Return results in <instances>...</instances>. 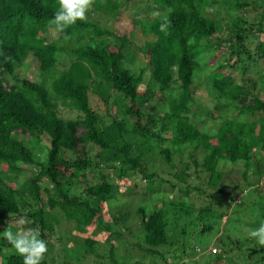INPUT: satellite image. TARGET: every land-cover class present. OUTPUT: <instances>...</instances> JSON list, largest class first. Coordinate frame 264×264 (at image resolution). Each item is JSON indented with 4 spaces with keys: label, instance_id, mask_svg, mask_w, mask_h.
I'll list each match as a JSON object with an SVG mask.
<instances>
[{
    "label": "trees",
    "instance_id": "1",
    "mask_svg": "<svg viewBox=\"0 0 264 264\" xmlns=\"http://www.w3.org/2000/svg\"><path fill=\"white\" fill-rule=\"evenodd\" d=\"M253 1L228 3L230 8L239 10L251 7ZM219 2L144 0L143 11L126 20L131 25L127 29L119 26L121 35L85 19L58 31L60 37L48 41L49 29L55 28L49 21L59 8L58 0H0V233L6 229L13 231L7 217L24 215L39 224L40 237L45 240L44 230L53 232V223L59 222L57 214L61 212L79 229L93 225L102 233V237H85L77 244L83 256L106 255V262L104 258L102 262L97 259L98 264H166V210L177 209L181 215L187 214V203L159 199V206L148 216L145 206L138 204L134 211L118 210L117 215L108 212L109 220H105L102 204L116 196L118 185L108 180L99 163L111 165L120 179H130L132 172H141L146 181L143 197L161 190L147 163L158 156L171 162L172 151L180 153L190 145L204 149L203 166L213 188L223 176L217 168L220 160L241 161L249 169L254 159L258 169L261 158L257 155L264 154V99L256 88L260 85L259 89L264 90V82L260 77L251 84L249 80L238 82L233 73L225 71L236 67L240 76L251 69L258 75L262 71L254 65L264 60V39L260 38L251 52L247 36L264 33V6L260 19L250 23L240 14L228 15L223 20L215 9ZM120 5V0L93 3L96 12L102 9L103 14L119 23L125 20ZM154 10L160 15L154 16ZM165 19L170 23L162 32L159 25ZM138 35L142 36L141 41ZM72 39L78 45L69 48ZM137 53L142 54L150 68L142 92L138 86L143 70L134 72L123 65L128 55L136 58ZM69 54L68 66L58 69L60 58ZM31 59L37 61L38 80L15 75ZM202 74L207 75L215 93L214 110L235 113L233 118L209 114L214 120L223 118L212 133L205 124L203 130L198 128L199 120H194L196 112L192 111V105L198 110L194 83ZM91 96L103 102V113L93 108ZM155 97L162 100L163 112H157V104L151 103ZM110 103L130 117L122 120L112 116L110 121L105 120ZM59 107L76 109L77 114L62 117ZM164 132H171V136L164 137ZM42 141L46 142L44 155ZM65 152L77 157L72 160L66 155L67 158ZM88 155L97 159L94 165ZM88 171L99 175L98 182L83 194L71 195V179L84 180ZM27 172L31 174L25 177ZM5 173L13 178L6 181ZM19 175L25 179L21 184L17 182ZM185 176L182 172L178 178L184 181ZM43 178L50 188L41 183ZM41 190L46 201L40 196ZM45 205L49 210H45ZM205 209L209 210V206ZM125 216H138L141 223V239L129 247L125 240L116 237H121ZM65 235L60 236L61 246L70 249L63 240L73 236ZM69 254L70 260L77 258ZM142 254L148 257L142 258ZM154 254L161 255L162 263L150 259ZM254 256L257 259L245 264H264V247L250 248L248 257ZM2 258V264H23V257L16 252H7ZM213 258L211 264H220L223 256L218 253ZM41 264L48 262L43 259Z\"/></svg>",
    "mask_w": 264,
    "mask_h": 264
},
{
    "label": "rangeland",
    "instance_id": "2",
    "mask_svg": "<svg viewBox=\"0 0 264 264\" xmlns=\"http://www.w3.org/2000/svg\"><path fill=\"white\" fill-rule=\"evenodd\" d=\"M143 1L144 0H120V4H122L120 5L121 15L125 16V20L121 23H119L116 18L103 14L102 9L100 10L101 12H96L93 6L87 12L86 19L96 22L103 28L117 31V34L121 35L119 26L124 25L127 29L128 26L131 25L130 23H127L126 20L130 21L134 16V13H138L140 10L143 11ZM230 1L231 0H228L227 3H224L220 0L219 3L215 4V9L220 13L219 15L223 17V20L228 19V15L236 14L243 15L247 22L250 23L257 22L260 19L259 15L261 14V11H263L262 7L264 6V0H254L251 3V7H244L239 10L230 8V3H228ZM101 2L105 3L106 0H101ZM154 12L156 11L154 10ZM149 13H153V11H149ZM213 13H211V15H213ZM257 36L258 37L255 35L253 37L251 35L247 36L251 52L255 51L259 39H264V33L257 34ZM59 37V32L55 28L49 29L48 41L56 40ZM137 39L141 41L142 36L138 35ZM77 45L78 43L75 39L68 42L69 48H74ZM141 55V53H137L136 58H131L130 55H128L123 61V65L131 67L134 72L143 70L142 81L138 86L139 92H142L144 89V84L148 81L150 75V68L146 67L145 60L141 58ZM69 62L70 54L66 57L60 58L57 68H66ZM254 66H256V68L259 67L262 70L259 75L254 69H251L246 71L244 75L240 76V72L236 67H228L225 72L233 73L238 82L249 80L251 84L259 77L261 78L260 80L264 82V60ZM15 75L20 78L38 80L40 73L38 72L37 61L31 59L27 66L21 67L20 70H16ZM259 88H261L260 85ZM259 88H256V93L261 99H264V90ZM194 90L195 102L198 110L196 105H192V111L196 112L194 120H199L198 128L203 130L205 124L206 130L210 133L217 130L223 118H218L216 120L211 119V113L213 116L219 115L222 117L230 115L231 118L234 117L235 113H227L224 112V110L217 113V111L214 110L213 105L216 96L208 83L207 75L202 74L201 77L195 79ZM156 97H158V95ZM156 97L151 103L157 104V112H163L164 104L161 103L162 100L160 101ZM90 100L93 108H95L98 113H103V102L99 100V98L93 96H91ZM144 107L145 106H142V112L147 113ZM109 109L110 110L105 113L104 117L107 121H110L112 118L127 120L130 117L126 112L122 113L120 110L116 109V106L111 103ZM59 111L62 117H75L77 114L76 109L59 107ZM192 116L193 115H191V117ZM131 119L133 120V118ZM142 121H144V118ZM127 136L131 138L129 133H127ZM163 136L168 138L171 136V132H164ZM45 146L46 142L42 141L40 148L43 153L41 155H44L45 153ZM95 152H97V150H95ZM66 155L72 160L77 157L76 154L70 152H65L64 156L67 157ZM263 155L261 153L260 155H257L261 158L259 159L261 165L258 169H256L254 159L251 166H249V169H245V166L241 161L237 163H231L228 160L218 161L217 168L223 171V176L215 188H213L208 184V173L203 166L205 151L202 147H193L190 145L185 147L180 153L172 151L171 162H166L163 157L158 156L154 158L153 161L147 163L149 172L156 174L154 178L156 182L161 185V190L156 188L157 190H160L159 193L155 194V192H148L145 197H143L141 192L143 190L146 191V189H144L146 188V181L141 172H132L130 179H120L114 174L111 165H106V163L103 162L99 163L98 167L102 169V173L108 175V180L118 185V190L115 189L116 196L111 199L113 201L109 200L107 204H102L103 217L105 220H109V213L117 215L118 210L134 211L138 204L145 206L146 215L148 216L152 209H157L156 207L159 206V199H162L167 203L186 202L187 205L185 204V209L189 210V213L187 214L181 215V212L177 209L166 210L168 243L163 246L166 264H181L182 262H185V264H211L210 261L213 262L214 254L218 253L223 256V259L219 262L220 264H245L253 261L255 258L257 259V257L254 256L249 258V249L259 245L256 243L255 239L249 238L247 233L254 230L256 227H259L261 223H264ZM91 156L92 155H88L87 159L94 165V162H97V159ZM36 172L37 171L34 169L33 173ZM182 172L186 174L184 181H181L178 178ZM28 174H31V172H27V174L25 173V177ZM85 174L86 177L84 180H82V178L80 179V177H75L73 179L69 178L73 184L69 187L71 195L83 194L91 184L98 182L99 175L97 173L88 171ZM4 176L6 181L13 178L9 173H5ZM24 181V176L19 175L17 178L18 184H21ZM41 183L48 188L51 187L46 178H43ZM184 189H186V191ZM40 196L46 201L47 197L44 190L40 191ZM119 204L122 205L121 208H117L116 205ZM208 206L209 210L206 211L205 207ZM45 210H49L46 205ZM57 216L60 220L59 222L53 223V232L51 233L48 230H44L46 234L45 241L48 247L44 260H46L48 264H89V262L98 264L100 262H98L99 260L97 259H100L102 262L103 258L106 262V255H104L103 258H98V256H95L94 254L83 256L80 248L77 247V244H79L85 237L96 239V237L101 236L102 233H100L95 226H81L82 228L79 229L77 224L63 218L61 212H58ZM21 217H25L30 221L27 225L28 227L39 229L38 223H34L33 220L27 216L23 215ZM137 217L138 216H125V219L122 221V225L124 226H120L121 237L116 236L121 240H125V245L128 247L141 239V223L139 220L140 218ZM7 219V224L11 227L13 226L12 228L15 232V215H11L7 217ZM65 234L73 236V238L68 241L67 239L63 240L64 245L66 243L67 247L71 246L70 249L61 246L60 236H66ZM72 245L76 246L72 247ZM213 248L216 249L215 252L213 251ZM7 252L11 253L15 252V250L10 243L3 238V233H0V264H2L3 261V254H6ZM97 252H101V249H98ZM69 253L75 254L77 258L70 256L72 257V260H70L67 258V256L70 255ZM147 255L142 254V258L148 257ZM50 258L52 260H50ZM150 259L155 262H161V255H151Z\"/></svg>",
    "mask_w": 264,
    "mask_h": 264
},
{
    "label": "clouds",
    "instance_id": "3",
    "mask_svg": "<svg viewBox=\"0 0 264 264\" xmlns=\"http://www.w3.org/2000/svg\"><path fill=\"white\" fill-rule=\"evenodd\" d=\"M59 8L54 17L49 21L57 31H63L73 25L77 20H85L87 12L92 8L94 0H58ZM154 16L160 15L154 12ZM170 21L164 20L159 25L160 31H166ZM16 231L6 229L3 238L15 250L16 254L23 257V264H41L48 251L47 243L40 237L38 228L28 227L30 221L25 217L16 218ZM249 238L255 239L256 243L264 247V223L247 233Z\"/></svg>",
    "mask_w": 264,
    "mask_h": 264
},
{
    "label": "built area",
    "instance_id": "4",
    "mask_svg": "<svg viewBox=\"0 0 264 264\" xmlns=\"http://www.w3.org/2000/svg\"><path fill=\"white\" fill-rule=\"evenodd\" d=\"M213 251L215 252V251H216V249H215V248H213Z\"/></svg>",
    "mask_w": 264,
    "mask_h": 264
}]
</instances>
